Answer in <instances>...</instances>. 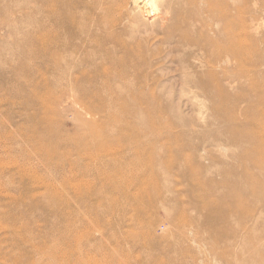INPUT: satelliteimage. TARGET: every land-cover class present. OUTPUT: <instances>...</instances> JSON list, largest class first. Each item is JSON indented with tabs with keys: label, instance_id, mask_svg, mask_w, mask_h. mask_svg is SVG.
Returning a JSON list of instances; mask_svg holds the SVG:
<instances>
[{
	"label": "rangeland",
	"instance_id": "1",
	"mask_svg": "<svg viewBox=\"0 0 264 264\" xmlns=\"http://www.w3.org/2000/svg\"><path fill=\"white\" fill-rule=\"evenodd\" d=\"M224 1L210 67L158 0H0V264H264V0Z\"/></svg>",
	"mask_w": 264,
	"mask_h": 264
},
{
	"label": "bare ground",
	"instance_id": "2",
	"mask_svg": "<svg viewBox=\"0 0 264 264\" xmlns=\"http://www.w3.org/2000/svg\"><path fill=\"white\" fill-rule=\"evenodd\" d=\"M206 1L208 3V6L204 10L201 9L199 13H195V12L189 13V12L183 11L180 8V9H176L174 13L171 15V7L174 5V2H177L179 5V2L176 0H166V1L158 0V2L154 4L153 6L157 8L159 2H161L162 4L161 9L163 11H170L169 12L170 16H167L165 18V21H169L170 23L168 24L166 31L163 32L165 39L168 41H171V36L174 33H178L181 38L186 39L187 38L186 31L190 29V26L192 25V23L193 24L196 23V26H198V29L200 31L201 30L203 31L211 30V27H212L211 19L219 20V22L223 23L222 31H218L216 33L215 39L210 41V43H212L215 47V53L212 54L213 57L206 59L205 64L212 67L216 64V60L220 56L222 45H220L219 43L223 42V37H224V41L227 42L226 43V45L228 46L227 49L230 50L232 55L233 53H236L237 41H236V31L234 29L235 16L230 15V14L228 15V13L225 12L224 10L225 1L224 0H220L218 3L214 2V0H206ZM200 13H205L206 16L200 17ZM108 23L111 24V21H108ZM203 31H201L200 33L201 35L203 34L202 33ZM105 37L108 40L114 41L117 44H121V45L127 44V43L125 44L124 42L123 44L121 41H117V39H120V37L111 35L110 33H106ZM189 41L191 43L193 42L192 40H189ZM129 48H131V46L130 47H127V45L124 46L123 47V49L125 50L124 52H126L128 55H133L132 54L133 52ZM135 55H138V51L135 52ZM107 58L110 62L113 60V58L110 55H108ZM199 81L203 88H205L208 91H213L218 94L220 83H219V80L216 74L215 75L211 73L207 74L203 76ZM219 201H216L214 199L213 200L205 199V204L210 208L211 213L212 212L214 213L217 221H221L223 218H225L224 211L221 210V207H218Z\"/></svg>",
	"mask_w": 264,
	"mask_h": 264
}]
</instances>
